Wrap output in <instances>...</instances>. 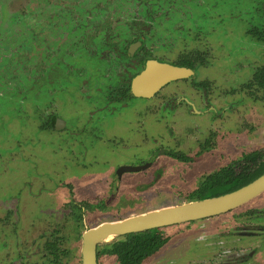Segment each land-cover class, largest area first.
<instances>
[{
	"label": "flooded vegetation",
	"instance_id": "flooded-vegetation-1",
	"mask_svg": "<svg viewBox=\"0 0 264 264\" xmlns=\"http://www.w3.org/2000/svg\"><path fill=\"white\" fill-rule=\"evenodd\" d=\"M25 2L23 7H20L25 11H21V14L18 10L19 16L15 14L18 22L14 25L23 26V31L15 35L8 32L11 35L0 39V80L4 78L8 86L14 84L17 91H33L38 88L35 87L38 84L40 88L45 89L40 96H48V102L34 101L40 102L44 107V117L39 130L68 139L73 142L72 147L75 149L77 143H87L88 149L94 155L99 144L104 147L110 146V143L126 146L134 142V147L138 148L140 142H147L150 146L145 157L134 154V162L115 169L116 181L110 184L109 195L79 199L73 193V186L64 184L70 190L67 192L70 197L63 196L59 201L57 215L50 217L55 225L49 232L44 228V231L37 233V237L30 243L20 242L24 246L21 248L23 251L20 252L17 248L16 262L13 263L71 264L70 257H74L76 251L78 260L72 264H82V236L89 229L101 223L124 220L155 209L231 193L237 190L233 187L247 180L250 173L256 172L259 164L264 163L263 148L239 156L236 153L235 157H230L227 162L220 164L218 161L212 166L207 163L210 159L206 157L211 151L209 148H213L209 147L213 144L209 138L212 135L187 141L192 132L188 128L185 139L174 138L172 145L168 144L163 148L158 146V140H163L164 136L154 133L153 124H160V118L166 117L163 128L167 139H170V114L174 115L180 107L188 113L195 112L198 116H201L202 112L216 111L215 109L220 107L219 114L213 117L219 121L222 117H229L228 115L238 108L239 104L221 107V102L229 94L223 97L221 93L219 97L214 94L217 97L214 98L209 91H230L231 95H239L240 101L247 100L250 106L264 104V84L256 81L254 77L264 68V63L255 65L249 81L231 89H222L225 78L218 77L220 73L215 74V77H202L201 75L207 74L199 72L200 69L217 66L211 52L214 43L211 44L209 38L218 33L214 34L213 29H210L211 22L215 20L218 25L230 16L216 13L210 22L206 11L211 7H206L204 0ZM254 4L252 12L248 10L250 19L247 21L245 36L252 44L256 42L259 45L264 59V0H255ZM235 16L241 22L244 21V18L240 19L241 16ZM203 25L208 28H201ZM174 36L176 41L178 38L184 40L183 43L179 42L183 47H192L193 51L191 54L181 53L176 57L177 60L168 61L158 54H165L168 46H171L166 40L173 39ZM216 45L218 43L213 46L215 52ZM170 54L172 53L169 52ZM151 60L186 67L194 74L189 78L168 82L149 97H135L131 89L133 81L144 71L146 62ZM39 69L44 71L41 77L46 79L35 78ZM53 77H56L55 81ZM50 78L53 84L50 82L46 88L45 82ZM184 80H190L191 85L187 88H170V83ZM185 91H190L192 96L188 97ZM62 96H68L69 100L63 102ZM20 100L16 103L17 107L30 102L25 95H22ZM69 105L74 107L73 114L79 109L75 115L80 113L82 119L71 125H67L65 119L61 118L64 108L70 109ZM260 107L264 108V105ZM35 110L39 112L36 108ZM252 115L240 123L251 122ZM113 117H121V124L109 123L110 119L115 120ZM193 129L196 131L198 128L195 126ZM202 139L204 141L201 142ZM74 154L80 158L78 153ZM253 155L260 157L255 165ZM207 156L211 157L210 154ZM203 157L205 167L195 171V165ZM206 164L210 166L206 167ZM126 168L131 170L127 171ZM130 174H137L139 177L126 179ZM186 174L194 176L191 185L186 183L189 177ZM179 175L183 177L181 182L184 189L176 193L178 187L173 183L170 185V176L179 178ZM164 176L167 184L161 185V193L168 199L171 197L174 204L146 208L143 212L142 209L128 211L114 215L113 218L102 219L94 226H84L89 217L106 216L108 209L113 208L114 202H126L128 194L122 193L118 198L114 196L115 192L119 191L123 179V186L133 190L135 196L142 199L138 192L143 196L152 197L149 191ZM168 190L170 192H166ZM257 199L264 202V192L238 208L218 216L106 239L96 246V264H173L170 260L175 258L174 253L186 257L188 253L197 251L192 264H264V207H250ZM244 208L247 211L241 215L231 214ZM9 213L7 210V215ZM131 235H136L132 243ZM156 238L164 242L158 244L157 241L156 244ZM249 240H256V244L248 246L246 242ZM203 242L201 249L197 244ZM207 243L217 246L218 251H211ZM73 244H78L79 248L76 249ZM29 245L33 246L32 250Z\"/></svg>",
	"mask_w": 264,
	"mask_h": 264
},
{
	"label": "rangeland",
	"instance_id": "rangeland-1",
	"mask_svg": "<svg viewBox=\"0 0 264 264\" xmlns=\"http://www.w3.org/2000/svg\"><path fill=\"white\" fill-rule=\"evenodd\" d=\"M25 1L0 0V39L11 35L8 32L15 35L23 31V26L14 25L18 20L15 16V14L19 16L18 10L20 12L25 11L20 8L26 3ZM254 1L204 0L205 6L211 7L206 11L209 21L215 17L216 13L230 16V18H226L223 23L218 25L215 20L213 22L210 21L212 23L210 29H213L214 34L218 33L214 36L211 35L209 38L211 44L214 43L215 45L218 43L215 47L217 48L216 52L213 50L214 45H212L211 51L217 66L200 69L199 71L207 74L201 75L202 77H215V74L218 73H220L218 77L224 76L222 89H231V87L246 83L251 79L255 65L264 63L262 50L259 45L256 42L252 44L245 36L246 27L248 28L247 21L250 19L249 15H247L249 13L248 10L252 12V8L255 5ZM17 5L19 8H17ZM235 15L241 16L240 19L244 18V21L241 22ZM19 22L21 23L20 20ZM184 26L187 25L184 24ZM207 26L203 25L201 28L207 29ZM188 39L189 36L187 37ZM177 40L175 36L173 39H167L166 42L170 43L171 46H168L169 48H167L165 54L162 52L158 55L163 59H168V61H174L177 60L176 57L181 53L191 54L193 48L183 47L182 43L184 40L181 38ZM169 52L172 54L169 55ZM43 72L42 69H39L35 78L42 79ZM55 78L53 77V81H55ZM43 79H46V77ZM53 81L50 78L48 82H45L46 88L49 87L50 82L53 84ZM189 82L190 80H184L170 83V88L176 86L187 88L191 85ZM45 86L43 87L45 88ZM35 87L38 88L33 89V91H17V89H14V84L8 86L4 78L0 80V264H15L13 262L16 260L17 251L20 250L22 252L21 248L24 247L20 242L27 241V243H30L32 239L37 237V233L44 231V228H46V232H49L55 225V222H52L50 217L57 215L60 205L59 201L63 196H68L70 191L64 184H71L75 197L79 199L109 195L110 184L116 181V178H114L115 169L123 164L134 162V154L145 157L150 146L147 145V142H140L141 147L139 146L138 148L134 147V142L126 146H116L114 143H110V146L105 145L104 147L99 144L94 155L88 149L87 143H77L75 149V147H72L73 142H69L68 139L49 135V133H42L43 131H40L39 127L43 121L44 113L42 112L44 107L40 105V102L44 101L43 103H47L49 98L46 95L40 96L45 89L40 88L39 84ZM185 92L188 97L192 96L190 91ZM210 92L214 98H217L214 94H217L218 97L220 93L222 97L225 94H229L221 102V107L227 108L239 104L238 108L234 109L235 111L230 114L227 113L229 117H222V120L219 121L218 119L214 120L213 117L215 114H219L220 107L215 109L216 111L202 112L201 116L192 111L188 113L186 109L180 107L174 115L170 114V121L172 120L170 122L172 128V133L170 132L169 135L170 139H167L166 131L163 128L166 117L160 118V124H153L156 130H154V133L164 136L163 140H158V146L166 148L168 144L172 145L174 138L175 140H178V138L185 139L187 135L186 129L190 128V132H192L188 135L187 141L198 140L200 136L207 138L212 135L209 138L213 144L209 147L213 146V148H209L211 151L208 153L211 157L207 156L208 154L206 155L210 159L207 163L212 166L218 161L220 164L227 162L230 157H235L234 154L236 153L239 156L243 153L262 150L264 148V108L260 106L264 104L257 103L250 106L247 100L240 101L239 95H231L230 91ZM22 95H25L30 102L17 107L16 103L21 101ZM61 100L67 102L69 99L68 96H62ZM14 107L16 108L12 109ZM22 107L24 108L20 109ZM69 108H64L62 111L63 116L61 117L65 119L64 121H66L67 125L81 121L80 113L75 115L77 111L79 112V109L77 108L73 114L74 107L69 105ZM253 113H255L254 116L252 115ZM251 115L253 116L251 117V122L244 121L240 123L241 120H246ZM113 118L115 120L112 121L110 119L109 123L121 124V117ZM84 121L86 120L84 119ZM195 126L198 128L196 131L193 129ZM209 130H216L217 132H208ZM74 153H78L80 158L76 157ZM212 153L215 154L213 155ZM204 160V157L200 161L198 160L194 167L195 171L205 167ZM208 166L210 165L206 164V167ZM186 175L187 177L189 176L186 179V183L191 185L194 176ZM134 177H139V175L130 174L125 178L131 180ZM182 178L180 175L179 178L178 176L173 178L170 176V185L173 183L178 187V190L175 191L176 193L184 189V185L181 182ZM158 181V184L149 191L152 193V197L143 196L138 192V195L142 197L141 199L137 195L135 196L133 190H128L123 186L125 184L123 179L119 191L115 192L114 196L118 198L119 196L121 197L122 193L128 194L126 195L128 198L126 202H114L113 208L108 209L106 216L95 215L94 217H89L90 219L84 222V226H94L102 219L113 218L114 215H121L128 211L135 212L142 209L143 212L146 208H157L165 204H174L171 201V197L168 199L161 193L163 191L161 190V185L167 184L165 176ZM250 207L263 208L264 202L257 199L250 204ZM7 210L10 211L8 215ZM244 211H247L246 208L239 209L231 214L234 216L241 215ZM44 225L45 227H43ZM246 243L248 246H252L256 244V240H249ZM203 244L204 242L197 244V246L203 249ZM207 244L211 251H218L219 248L217 246ZM73 246L76 249L79 248L78 244H73ZM28 247L31 250L33 249V246L30 247L29 245ZM74 252V257L72 255L70 257L71 264L77 263L78 260V252ZM197 253L190 252L186 257L179 255V253H174L175 258L170 261L173 264H192V260L196 258L195 255ZM206 253L208 254L207 251Z\"/></svg>",
	"mask_w": 264,
	"mask_h": 264
},
{
	"label": "water",
	"instance_id": "water-1",
	"mask_svg": "<svg viewBox=\"0 0 264 264\" xmlns=\"http://www.w3.org/2000/svg\"><path fill=\"white\" fill-rule=\"evenodd\" d=\"M193 74V71L186 67L155 60L147 61L144 71L133 81L132 94L135 97H149L168 82L189 78ZM125 170L129 171L131 168ZM263 192L264 173L248 185L222 196L163 207L120 221L101 223L82 236V264H96V246L106 239L218 216L238 208Z\"/></svg>",
	"mask_w": 264,
	"mask_h": 264
},
{
	"label": "trees",
	"instance_id": "trees-1",
	"mask_svg": "<svg viewBox=\"0 0 264 264\" xmlns=\"http://www.w3.org/2000/svg\"><path fill=\"white\" fill-rule=\"evenodd\" d=\"M187 67H189V66H187ZM254 77H255V80H256V81H258V82L264 84V68H262L258 73H256V75H255ZM263 86H264V85H263ZM259 158H260V157H259L258 155H253V164H254V165L257 163V159H259ZM259 165H260V166H259V168L256 170V172H252V173H250L249 178H248L247 180H245V181L243 180V181L239 182V184H237V186H235V187H233V188H234V189H238V188H240L241 186H243V185H245V184L251 182L252 180H254V179H256L257 177H259L260 175H262V174L264 173V163H263V164H259ZM227 191H229V190H227ZM227 191H226V192H227ZM130 237H131V238H130L131 243L134 242L136 235H131ZM157 241H159L158 244H161V243L164 242L163 240L160 241V240H158V239L156 238L155 241H154V243L157 244ZM156 244H154V245H156ZM144 257H145V256H144Z\"/></svg>",
	"mask_w": 264,
	"mask_h": 264
}]
</instances>
